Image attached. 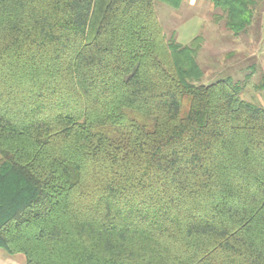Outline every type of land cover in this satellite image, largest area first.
<instances>
[{
  "label": "trees",
  "instance_id": "1",
  "mask_svg": "<svg viewBox=\"0 0 264 264\" xmlns=\"http://www.w3.org/2000/svg\"><path fill=\"white\" fill-rule=\"evenodd\" d=\"M156 0H0V249L25 264H264V108L196 83ZM178 7L181 0H158ZM233 33L249 0H211Z\"/></svg>",
  "mask_w": 264,
  "mask_h": 264
},
{
  "label": "rangeland",
  "instance_id": "2",
  "mask_svg": "<svg viewBox=\"0 0 264 264\" xmlns=\"http://www.w3.org/2000/svg\"><path fill=\"white\" fill-rule=\"evenodd\" d=\"M249 1L251 19L238 33L211 0H181L178 7L156 0L155 11L166 39L188 46L200 36L195 60L202 75L194 82L237 83L243 100L264 108V0Z\"/></svg>",
  "mask_w": 264,
  "mask_h": 264
},
{
  "label": "crops",
  "instance_id": "3",
  "mask_svg": "<svg viewBox=\"0 0 264 264\" xmlns=\"http://www.w3.org/2000/svg\"><path fill=\"white\" fill-rule=\"evenodd\" d=\"M3 250L0 249V264H25L24 256L20 254L3 256Z\"/></svg>",
  "mask_w": 264,
  "mask_h": 264
}]
</instances>
